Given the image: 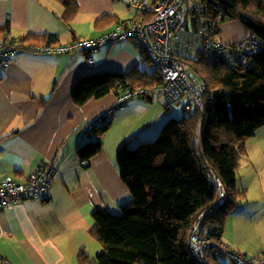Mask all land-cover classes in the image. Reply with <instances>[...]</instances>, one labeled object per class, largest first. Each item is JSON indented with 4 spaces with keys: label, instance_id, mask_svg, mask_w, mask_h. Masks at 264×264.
<instances>
[{
    "label": "crops",
    "instance_id": "crops-1",
    "mask_svg": "<svg viewBox=\"0 0 264 264\" xmlns=\"http://www.w3.org/2000/svg\"><path fill=\"white\" fill-rule=\"evenodd\" d=\"M76 2L79 13L68 28L62 21L63 8L52 0H0V29L4 28L0 43L28 34H49L58 36V46H66L112 30L115 25L103 30L94 27L103 15L121 22L137 17L127 7L128 14L123 13L116 0ZM9 59L10 66L0 71V184L8 176L24 182L41 164H51L56 174L49 200L24 199L0 212V254L7 264H76L81 250L94 258L101 248L89 234L91 214H116L120 205L131 200L116 165L118 146L124 141L131 146L146 140L162 123L133 140L152 123L141 101L118 111L122 108H115L118 96L109 94L79 107L71 101V93L81 77L127 74L136 68L143 71V58L133 42L122 41L90 53L18 50ZM113 108L108 130L100 137L101 151L81 161L76 148L96 138L87 132L89 125ZM138 109L141 116L133 117ZM245 151L237 187L246 192V201L228 217L222 241L229 249L256 258L264 251V127L246 143Z\"/></svg>",
    "mask_w": 264,
    "mask_h": 264
},
{
    "label": "trees",
    "instance_id": "trees-1",
    "mask_svg": "<svg viewBox=\"0 0 264 264\" xmlns=\"http://www.w3.org/2000/svg\"><path fill=\"white\" fill-rule=\"evenodd\" d=\"M52 1L63 8L62 21L71 28L79 13L76 0ZM200 4L204 18L214 24L215 38L221 24L239 22L248 35L264 43V0H200ZM119 23L115 16L103 15L94 27L103 30ZM11 41L15 51H33L25 47L30 44H59L58 36L49 34H28ZM179 60L187 63L190 76L205 82L200 107L189 111L182 107V118L168 119L152 142H142L134 149H129L128 141L118 146L116 165L131 200L119 206V213L91 214L89 234L101 250L94 258L81 250L76 264H227L214 254V244L223 243L228 217L246 201V192L237 187V174L246 143L264 127V51L247 66L232 67L190 55ZM159 82L156 69L85 76L75 82L71 101L81 107L90 100L120 96ZM54 90L55 85L51 95ZM142 99L151 100V96ZM108 124L92 129L96 138L76 148L81 161L101 151L100 137ZM208 173L219 178L226 192L220 207L215 206L216 189L209 184ZM200 220L198 236L210 243L202 258L191 250L189 239Z\"/></svg>",
    "mask_w": 264,
    "mask_h": 264
},
{
    "label": "built area",
    "instance_id": "built-area-1",
    "mask_svg": "<svg viewBox=\"0 0 264 264\" xmlns=\"http://www.w3.org/2000/svg\"><path fill=\"white\" fill-rule=\"evenodd\" d=\"M125 7L135 10L136 18L115 25L112 30L96 39L83 40L66 46H32L35 52L65 54L71 52L90 53L102 46L116 42L131 41L140 55L147 58L156 68L160 82L144 90L127 92L117 97L115 108L123 107L136 98L161 96L169 105H176L185 99V110L198 109L203 100L206 85L203 79L189 75L187 63L182 55L195 59L205 57L229 66H247L252 58L264 51V43L254 34L239 42L223 43L215 38L214 24L204 18L200 0H116ZM195 21H191L192 19ZM15 45V44H14ZM10 42L0 43V71L11 64L10 54L15 47ZM27 48V47H26ZM92 61L91 58H88ZM97 116L87 132L97 126L106 125L115 109ZM56 169L51 164H41L28 173L24 182L5 177L0 184V212L11 210L21 200L47 201ZM209 184L216 189L215 206L226 201V192L219 178L210 173ZM199 221L190 232L191 250L201 258L209 244L198 236ZM4 234V232H3ZM214 254L229 259L232 264H264V251L256 258L244 256L223 243L214 244ZM211 247V246H210ZM0 264H7L0 254Z\"/></svg>",
    "mask_w": 264,
    "mask_h": 264
},
{
    "label": "rangeland",
    "instance_id": "rangeland-1",
    "mask_svg": "<svg viewBox=\"0 0 264 264\" xmlns=\"http://www.w3.org/2000/svg\"><path fill=\"white\" fill-rule=\"evenodd\" d=\"M117 4H118L119 9L122 10L123 13L128 14L127 11L129 9H127L126 7L122 6L119 3H117ZM247 33H248L247 29L241 23H239V22H225V23L220 25V33L218 34L217 38L223 43H231L232 41L236 42L238 40L243 39ZM142 58H143V56H142ZM140 67L143 71H146L147 73L152 72L153 70L156 69L150 61L148 62L144 58H143V61H142ZM136 90H144V89L143 88L142 89H135L133 91H136ZM151 98H152L151 102L144 100V99H141V98H136L133 101H131L128 105H126L125 107L118 109V111H120L122 109H125L126 107H128L129 105L133 104L136 101H141L142 106L144 107L143 112L152 121V123H150L149 126H146L139 133L135 134L132 138L133 140L136 139L137 135H144L143 133H147L149 131V129L154 128V126L157 125L158 123H162L156 134H152L153 136H146L147 137L146 140L139 141L137 143L134 142L136 144L129 146V149H134L138 145H140V143L145 142V141H151V142L154 141L158 135V132L160 131V129L164 125V123L168 119H171V117H173L174 119H177V120L182 118V115H183L182 107L185 103V99H182L179 104L172 105V106L168 107V105L165 103L164 99L161 96L153 95V96H151ZM167 108H169V110H167ZM141 111H142L141 109H138L135 111V113L133 112L135 114L133 117H135V116L140 117ZM131 141H130V143H131ZM209 174L210 173H208V175ZM208 175H207V177H208ZM225 262L227 264H232V262L226 258H225Z\"/></svg>",
    "mask_w": 264,
    "mask_h": 264
}]
</instances>
